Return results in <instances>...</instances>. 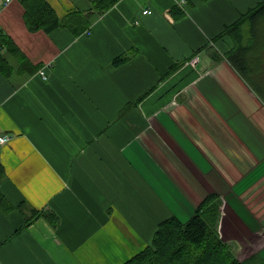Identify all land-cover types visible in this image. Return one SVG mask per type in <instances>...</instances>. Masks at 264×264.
<instances>
[{
  "label": "crops",
  "instance_id": "crops-1",
  "mask_svg": "<svg viewBox=\"0 0 264 264\" xmlns=\"http://www.w3.org/2000/svg\"><path fill=\"white\" fill-rule=\"evenodd\" d=\"M178 1L118 0L74 35L29 31L19 0H0V33L37 66L4 53L0 193L14 209H0V264H122L208 194L222 203L221 239L264 256V50L247 81L227 59L231 39L216 38L262 0ZM46 2L59 18L88 7ZM22 203L58 226L21 229Z\"/></svg>",
  "mask_w": 264,
  "mask_h": 264
},
{
  "label": "trees",
  "instance_id": "trees-1",
  "mask_svg": "<svg viewBox=\"0 0 264 264\" xmlns=\"http://www.w3.org/2000/svg\"><path fill=\"white\" fill-rule=\"evenodd\" d=\"M19 2L23 8L24 24L29 31L50 33L56 28H66L74 35H81L88 33L92 17L103 15L118 0H87L86 10L70 12L61 18L46 0ZM178 13L183 14L182 11ZM223 35L232 41V47L226 54L228 61L247 81L251 80L249 62L254 58L259 59V53L264 50V0L241 14L233 23L224 26L216 38ZM6 52L24 63L21 68L25 67L30 72L37 69L9 35L0 33V73L3 76L8 77L13 71L4 57ZM126 58L127 55L118 56L112 64L120 66ZM180 65H172L168 73ZM3 177L4 169L0 164V180ZM23 204L16 207L24 213L21 229L29 227L39 218H43L52 228L58 226L59 217L53 211L31 209L26 216V210L21 208ZM220 208V197L208 194L189 220L180 221L174 216L163 219L150 243L122 264H245L220 237ZM0 209L6 213L14 209L1 193Z\"/></svg>",
  "mask_w": 264,
  "mask_h": 264
},
{
  "label": "rangeland",
  "instance_id": "rangeland-1",
  "mask_svg": "<svg viewBox=\"0 0 264 264\" xmlns=\"http://www.w3.org/2000/svg\"><path fill=\"white\" fill-rule=\"evenodd\" d=\"M18 60V59H17ZM19 61V60H18ZM31 73H33V72H31ZM264 188V187H263ZM260 191H264V189H260ZM221 205H222V203H221ZM220 210H221V208H220ZM221 215V214H220ZM219 223H220V220H219ZM226 243L230 246V248L233 250V252H234V254H238V259L240 260V261H244V263L245 264H264V256L263 255H260L259 253L258 254H256V256H254V257H250L249 259H247V256L249 255V253H242V252H240L241 250H240V247H238V246H240V244H238L239 243V241L237 240V239H232V240H226ZM144 248V247H143ZM142 248V249H143ZM141 249V250H142ZM254 250V249H253ZM140 250H138V252H139ZM245 259H247V260H245Z\"/></svg>",
  "mask_w": 264,
  "mask_h": 264
},
{
  "label": "built area",
  "instance_id": "built-area-1",
  "mask_svg": "<svg viewBox=\"0 0 264 264\" xmlns=\"http://www.w3.org/2000/svg\"><path fill=\"white\" fill-rule=\"evenodd\" d=\"M9 2V0H6V3ZM178 4L182 6L185 4V0H179ZM142 15H150L151 14V10L149 8H146L144 10L141 11ZM134 24H138V21L135 20ZM88 34V33H87ZM199 61V57L197 54H195L191 59L188 60L187 65H190L192 67H195L196 64ZM44 79H46V76L44 75ZM10 140V137L8 135H3L0 136V145H4L5 143H7Z\"/></svg>",
  "mask_w": 264,
  "mask_h": 264
}]
</instances>
